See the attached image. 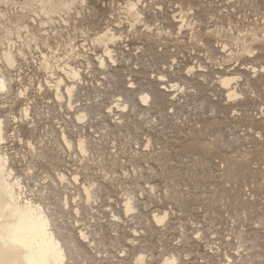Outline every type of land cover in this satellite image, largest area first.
<instances>
[{"label":"rangeland","instance_id":"rangeland-1","mask_svg":"<svg viewBox=\"0 0 264 264\" xmlns=\"http://www.w3.org/2000/svg\"><path fill=\"white\" fill-rule=\"evenodd\" d=\"M131 3L75 0L48 17L37 0H0L24 52L0 93V149L86 248L79 264H264V0Z\"/></svg>","mask_w":264,"mask_h":264},{"label":"bare ground","instance_id":"bare-ground-1","mask_svg":"<svg viewBox=\"0 0 264 264\" xmlns=\"http://www.w3.org/2000/svg\"><path fill=\"white\" fill-rule=\"evenodd\" d=\"M37 1L40 2L43 13L51 17L53 14L63 9L70 8L75 0ZM4 17H6V13L0 12V18ZM14 34L21 37L20 29L0 28V43L5 45L0 48V79L7 82L8 91L11 87L10 69L17 65L18 56L24 55L22 48H17V42L13 40ZM102 41L104 40L102 39ZM107 52L111 53V50L107 49ZM101 61H103V59H101ZM103 62H105V60ZM262 68L264 70V66ZM72 71L73 79L76 76L78 78L79 74L76 70ZM239 77L238 75L222 77L221 84L223 86L226 81H230L227 87L224 86L228 90V98L230 94L233 98L241 95L240 92L231 86L232 82L239 79ZM61 80H63V78L60 77L54 85L58 98L64 96L61 93ZM74 87V85H66L67 93L70 96L73 94ZM69 89L71 90L70 92ZM143 92L144 91H142L140 99L146 102L151 95ZM152 92L156 101L162 98L160 90L153 86ZM29 110L28 107H25L23 110L24 114H30ZM0 121H3V123L0 124L1 146L7 138V131L5 128V121L1 117ZM65 138H67V136L64 135V139ZM68 140L67 138V143H69ZM78 143L80 149V142ZM60 179H65V175L60 174ZM24 187L23 180L14 174V169L9 165L7 152L0 149V264H79L75 256H82L86 259L91 258L74 232L59 224L57 221L56 209L52 208L43 200L34 199L25 195L26 192L24 191ZM91 187L92 186L87 185L82 187L87 202H91L92 199ZM67 204L68 201H66L65 205ZM125 209L127 212L134 209V204L131 199L126 202ZM76 211L78 212L79 208H77ZM166 216L167 214H156L155 219L158 222H162L166 219ZM81 236L84 239L88 238V232L82 231ZM172 259H175L177 264V258L174 256L166 258L163 264H165V261H170ZM134 260L136 263L144 264L146 262V257L141 253L137 255Z\"/></svg>","mask_w":264,"mask_h":264},{"label":"snow or ice","instance_id":"snow-or-ice-1","mask_svg":"<svg viewBox=\"0 0 264 264\" xmlns=\"http://www.w3.org/2000/svg\"><path fill=\"white\" fill-rule=\"evenodd\" d=\"M138 3H139V0H136V3H131V4H130L131 9H132V10H135L136 7H137V4H138ZM145 27H147V26L145 25ZM130 30H131V29H130ZM147 30H148V31H151L152 29L149 28V29H147ZM109 35H110L109 32H104V33H103V37H104V38H108ZM97 39L99 40L100 37H98ZM119 39H121V37H118V36H112V40H113V41H115V40H119ZM105 56L108 57V58H110V57H111V53H110V52H106V53H105ZM9 59H10V58H9ZM97 59H99V57H98ZM113 63H115V61H113ZM103 66H104V65H103V61H101V67H103ZM161 79H164V78L161 77ZM60 83L62 84V83H64V81L61 80ZM229 83H230V81H226L224 86L227 87ZM7 91H8V88H7V82H6L5 80H3V79H0V92H4V93H6ZM70 91H71V90L69 89V92H70ZM19 95H20V96H24V91H21V92L19 93ZM229 98H230V99L233 98V97L231 96V94H230ZM146 102H147V101H146ZM109 110H111V109H109ZM2 123H3V121H0V124H2ZM64 143H67V138H65ZM69 147H72V145H69ZM80 151L83 152L85 155H87V152L85 151V142H84L83 140L80 141ZM129 203H130V202H129ZM121 255H124V253H121ZM141 259H142V258H141ZM165 264H176V261H175V259H172V260H170V261H165Z\"/></svg>","mask_w":264,"mask_h":264}]
</instances>
